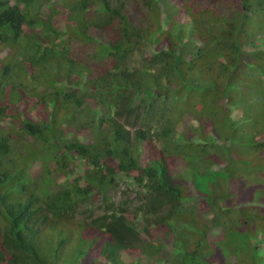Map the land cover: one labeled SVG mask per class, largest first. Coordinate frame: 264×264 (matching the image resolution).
<instances>
[{
	"label": "trees",
	"instance_id": "1",
	"mask_svg": "<svg viewBox=\"0 0 264 264\" xmlns=\"http://www.w3.org/2000/svg\"><path fill=\"white\" fill-rule=\"evenodd\" d=\"M213 122L264 151V0H0V264L93 245L95 262L145 264L174 229L209 228L175 177L210 158Z\"/></svg>",
	"mask_w": 264,
	"mask_h": 264
},
{
	"label": "rangeland",
	"instance_id": "2",
	"mask_svg": "<svg viewBox=\"0 0 264 264\" xmlns=\"http://www.w3.org/2000/svg\"><path fill=\"white\" fill-rule=\"evenodd\" d=\"M243 132L237 134L215 126L213 135L206 133L204 147L207 148L199 145L191 149L192 152L204 149L209 159L192 165L191 161H187V166L183 160H179V171L175 178L181 182L183 194L188 195L193 191L189 201L202 202L206 206L203 212L206 220L203 221L211 222L212 225L204 227L198 220L195 230L184 232L179 227L178 230L174 229V234L165 235V242H151L152 248L146 249L149 259L145 264H153L150 256L156 249L164 252L168 258H175L176 255L180 258L183 252L191 249L192 252L198 251V255H208L214 264H253V254L258 259L255 262H264V151L254 153L250 150L251 133ZM257 141L261 143L264 140L258 138ZM182 153L187 154L185 150ZM125 190H133V187H128L122 181L118 189L110 191L108 195L117 204L124 199L120 192ZM95 202H99V199ZM135 204L136 201L128 203L126 213ZM101 210V206L95 205L92 208L93 215H100ZM79 216L84 217L81 213ZM232 232L240 235L245 233V239L235 242L232 236L229 237ZM94 246L90 250L84 246L82 250H85V257L83 254L77 262L69 261L68 258L65 263L111 264L95 262L101 249L97 254L91 253L94 252ZM131 257L123 253L120 260L124 263Z\"/></svg>",
	"mask_w": 264,
	"mask_h": 264
}]
</instances>
